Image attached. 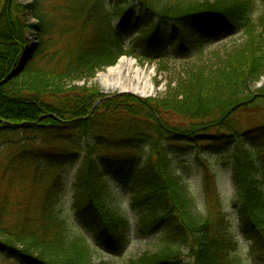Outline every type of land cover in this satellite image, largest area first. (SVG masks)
<instances>
[{
    "label": "trees",
    "instance_id": "trees-1",
    "mask_svg": "<svg viewBox=\"0 0 264 264\" xmlns=\"http://www.w3.org/2000/svg\"><path fill=\"white\" fill-rule=\"evenodd\" d=\"M135 4L150 18L169 22L168 32L181 54L239 30L253 40L264 36V13L263 32L257 36L249 18L253 4L246 0H117L113 11L121 21L115 28L106 26L105 7L97 1L21 5L0 0V236L5 239L0 251L21 245L17 256L25 264H93L91 242L120 254L130 233L128 221L107 202L109 182L115 181L131 189L132 209L140 215L139 236L160 234L159 252L131 264H240L238 241L219 195L214 192L213 206L197 215L172 171L170 156L192 150L227 155L241 232L252 254L264 256V121L250 120L263 117L264 87L255 94L249 90L264 75V56L248 61L249 51L244 58L229 57L213 75L199 72L181 100L143 101L127 95L103 101L93 113L103 98L96 90L32 91L18 78L10 79L31 27L40 36L35 58L44 63V73L84 79L115 65L125 37L134 32ZM63 9L81 15L73 13L69 20L79 15L84 21L64 52H51L47 39L61 33L55 19ZM28 12L37 25L29 27ZM160 23L148 24L136 46L167 39ZM79 162L72 211L91 242L85 234L68 235L58 210L62 172ZM211 181L206 168L207 190Z\"/></svg>",
    "mask_w": 264,
    "mask_h": 264
},
{
    "label": "rangeland",
    "instance_id": "rangeland-1",
    "mask_svg": "<svg viewBox=\"0 0 264 264\" xmlns=\"http://www.w3.org/2000/svg\"><path fill=\"white\" fill-rule=\"evenodd\" d=\"M21 5L31 4L32 0H17ZM99 2L104 5L106 11V26L117 27L120 24V16H115L113 6L117 0H90ZM199 1V0H192ZM213 3L215 0H209ZM252 2V12L250 21L255 28L256 35L260 36L263 32L260 26V18L264 13L262 0H246ZM73 2V1H71ZM132 4V2H131ZM65 5V4H64ZM132 22L131 25L134 32L130 36L125 37L123 53L120 55L116 64L103 69L93 77L84 79H61V77H53L51 74L44 73V63H41L40 58H35L27 64L24 71L19 75L18 81H21L26 88L32 91H62L69 92L74 89H87L98 91L103 98L97 101L91 113L95 112L97 106L107 99L120 98L123 96H132L140 100H159L168 102L178 98H184V94L189 91L192 83L191 80L199 74L205 72L204 76L213 75L216 71H221L230 61L228 58L236 57L244 58L245 53L251 51L250 58L256 55L259 58L264 56V36L253 40L250 35L243 30L231 33L227 36L217 38L215 40H207L199 44L193 51L186 54L180 53V48L172 39V34L169 30V22L163 21L160 23L158 19L150 18L149 15L138 9L137 5H132ZM132 7V8H133ZM73 9H63L59 11L56 17V22L61 26L62 30L58 36H54L55 40L47 39V44L51 48V52L65 51L71 43L76 30L84 21L79 13H75ZM73 13L76 18L69 20L68 16ZM67 15V21L63 20V16ZM26 20L29 27L37 25V20L31 13H27ZM63 20V21H62ZM156 22L162 27V35L167 39L154 40L152 43H143V46H136L137 39L142 36V32L146 31L148 24L155 27ZM67 32V33H64ZM163 38V37H160ZM28 43L24 49L20 59L22 58L28 46L37 43L39 49L41 45L40 36L32 27L27 33ZM56 46V48H53ZM150 46V47H149ZM36 50V51H37ZM253 53V54H252ZM243 54V55H242ZM19 59V61H20ZM18 61V63H19ZM132 63V72L121 74L118 78L119 85L115 87L119 89L121 85H125L132 91H113L108 92L100 82V75L105 74L109 69L117 68L123 62ZM17 63V66H18ZM17 68V67H16ZM15 68V70H16ZM14 70V71H15ZM16 79V78H15ZM116 79V77H115ZM264 87V75L259 81L250 87L251 94H255L258 90ZM133 90L144 91L147 96H142ZM137 91V92H138ZM121 94V95H120ZM176 118V117H175ZM175 124L176 119L171 118ZM248 120V119H247ZM250 120L257 122L264 121L263 117H252ZM244 124V123H243ZM245 125V124H244ZM23 138V136L21 137ZM172 171L180 180V187L188 194L194 202V212L197 215H204L209 206H213V193L219 195L223 211L227 215V219L231 224V232L235 235L238 241V250L235 257L240 264H264V256L252 254L250 251L251 244L247 241L241 232V225L238 217V212L235 209L233 202L236 196V188L233 184V165L227 160V155H213L201 151H190L182 155H171ZM80 162L75 166H68L62 172L64 181V192L58 205V210L65 223V228L68 235L73 237L87 235L89 241H92L91 235L81 227L72 211V202L74 194V182ZM205 167V168H204ZM206 168L211 175L212 188L207 190L205 186ZM261 181V180H260ZM261 191L264 194V180L261 181ZM210 191V192H209ZM132 197L130 187L117 183L109 182L108 205L112 209H117L129 223L130 239L123 251L117 255H111L97 245L91 242L90 251H92L93 264H131L144 257L145 255H153L159 252L161 247L160 234L153 235L147 238L139 236V220L138 211L132 209ZM19 221H21L19 219ZM5 239L0 236V245ZM12 250L0 251V264H25L23 260L17 256L22 246L19 244L11 245ZM186 254V253H185Z\"/></svg>",
    "mask_w": 264,
    "mask_h": 264
},
{
    "label": "bare ground",
    "instance_id": "bare-ground-1",
    "mask_svg": "<svg viewBox=\"0 0 264 264\" xmlns=\"http://www.w3.org/2000/svg\"><path fill=\"white\" fill-rule=\"evenodd\" d=\"M37 52V51H36ZM132 63L131 62H123L122 65L118 66L117 68H112L109 69V71L105 74L100 75V82L101 84L106 88L105 90H107L108 92H113V91H132V89H130L129 87H126L125 85H121V87H119V89H117L115 86L119 85L120 83L118 82V78L121 74H123L125 72V70L127 72L125 73H131L132 71ZM116 77V79H115ZM138 90H133V92H136L137 94L139 93L142 96H147L148 94L145 93L144 91H138Z\"/></svg>",
    "mask_w": 264,
    "mask_h": 264
},
{
    "label": "water",
    "instance_id": "water-1",
    "mask_svg": "<svg viewBox=\"0 0 264 264\" xmlns=\"http://www.w3.org/2000/svg\"><path fill=\"white\" fill-rule=\"evenodd\" d=\"M37 48H38L37 43H34L33 45L27 47L22 58L20 59L18 63L16 70L10 76V79H15L19 77V75L26 68L27 64L33 59L34 53L36 52Z\"/></svg>",
    "mask_w": 264,
    "mask_h": 264
}]
</instances>
